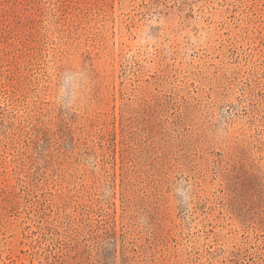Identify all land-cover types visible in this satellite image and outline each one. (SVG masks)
<instances>
[{
  "label": "rangeland",
  "instance_id": "rangeland-1",
  "mask_svg": "<svg viewBox=\"0 0 264 264\" xmlns=\"http://www.w3.org/2000/svg\"><path fill=\"white\" fill-rule=\"evenodd\" d=\"M0 264H264V0H0Z\"/></svg>",
  "mask_w": 264,
  "mask_h": 264
},
{
  "label": "clouds",
  "instance_id": "clouds-1",
  "mask_svg": "<svg viewBox=\"0 0 264 264\" xmlns=\"http://www.w3.org/2000/svg\"><path fill=\"white\" fill-rule=\"evenodd\" d=\"M83 80V74L80 72L73 73L71 76L65 72L61 78L58 85L57 101L61 107L65 110L71 108V106L76 103L79 98V89L81 87L80 81ZM88 165L94 170L95 163L94 158L89 157L87 161ZM111 191V186L109 185L105 191V198H107V193ZM175 193L180 207L185 209L187 214L189 210V201L187 197V186L182 181H177L175 185ZM138 224L141 227H148L146 219L138 218Z\"/></svg>",
  "mask_w": 264,
  "mask_h": 264
}]
</instances>
